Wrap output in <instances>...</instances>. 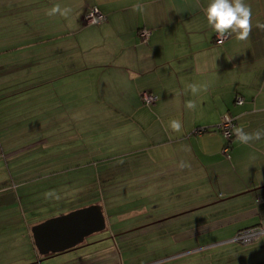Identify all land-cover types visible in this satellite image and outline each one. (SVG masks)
Segmentation results:
<instances>
[{"label": "crops", "instance_id": "crops-1", "mask_svg": "<svg viewBox=\"0 0 264 264\" xmlns=\"http://www.w3.org/2000/svg\"><path fill=\"white\" fill-rule=\"evenodd\" d=\"M209 2L0 0V264H59L32 226L133 195L153 199L143 223L173 222L149 234L181 249L157 264L212 247L197 264H264V234L229 244L264 230V0H244L247 38L221 44ZM80 254L61 263L115 264L111 245Z\"/></svg>", "mask_w": 264, "mask_h": 264}, {"label": "rangeland", "instance_id": "rangeland-1", "mask_svg": "<svg viewBox=\"0 0 264 264\" xmlns=\"http://www.w3.org/2000/svg\"><path fill=\"white\" fill-rule=\"evenodd\" d=\"M193 201H195V199ZM152 202L153 199L151 198L141 199L135 195L131 197L106 199V208H104L103 214L105 216V228L85 237L82 246L72 251L60 255L58 254L59 256L54 258L55 261H59V264H62L63 259L71 257L69 255L77 252L83 254L87 250L91 251L93 249H107L109 245H111L113 253H116L114 258L115 264H157V260L168 258L180 252V247L173 244V242L168 239V236L161 234L158 241L152 242L151 236L149 235L150 233H155L156 229L161 230L162 227L168 225L167 223H173L168 220L161 222V224L154 223V220L145 221V223H143V219L146 220L154 215V206ZM215 206L216 205L210 206L209 208ZM204 209L206 208H202L198 211ZM204 212H206V210ZM209 234L212 237L210 238L211 240L220 239V234L217 232L210 231ZM251 243L241 244L240 247H245V245ZM229 244L235 249L240 250L236 246L240 245L239 243L230 242ZM218 249L220 248H208L204 250V252L198 251L193 253V256L189 259H181L167 263H164L163 260L159 261V264H182V262H187L186 264H197L198 260L205 259L207 255L219 252ZM229 253L238 255L242 253V251L239 253ZM192 260H195V263H190ZM212 260H214V258ZM66 263L68 262L65 261L64 264Z\"/></svg>", "mask_w": 264, "mask_h": 264}, {"label": "water", "instance_id": "water-1", "mask_svg": "<svg viewBox=\"0 0 264 264\" xmlns=\"http://www.w3.org/2000/svg\"><path fill=\"white\" fill-rule=\"evenodd\" d=\"M105 219L99 205H89L49 218L31 228L40 255L63 253L84 242L85 237L103 230Z\"/></svg>", "mask_w": 264, "mask_h": 264}, {"label": "clouds", "instance_id": "clouds-1", "mask_svg": "<svg viewBox=\"0 0 264 264\" xmlns=\"http://www.w3.org/2000/svg\"><path fill=\"white\" fill-rule=\"evenodd\" d=\"M207 23L217 33L223 35L237 32L239 39L247 38L251 28L252 9L244 0H210L206 8ZM244 141L250 139L241 134Z\"/></svg>", "mask_w": 264, "mask_h": 264}, {"label": "built area", "instance_id": "built-area-1", "mask_svg": "<svg viewBox=\"0 0 264 264\" xmlns=\"http://www.w3.org/2000/svg\"><path fill=\"white\" fill-rule=\"evenodd\" d=\"M102 19H103V15L95 8L90 9L88 13L85 15V20L89 24H97ZM148 33L149 31L145 29H141L139 30L138 35L142 40H145L148 36ZM226 37L227 35H220L219 37H217V39H215V43L221 44ZM142 99L144 103H148V104L152 103V100L148 95L144 94ZM236 102L238 104H241L243 100L241 97H238L236 99ZM233 124H234L233 118L228 115H225L222 118V121L217 126V129L223 135L226 141H229L231 137L233 136ZM227 149H228V146L227 145L224 146L223 152H226ZM263 234H264V230L261 229L260 227H257V226L249 227V228H245L237 232V234L232 239V241L236 243H240V244H248V243L255 241Z\"/></svg>", "mask_w": 264, "mask_h": 264}, {"label": "trees", "instance_id": "trees-1", "mask_svg": "<svg viewBox=\"0 0 264 264\" xmlns=\"http://www.w3.org/2000/svg\"><path fill=\"white\" fill-rule=\"evenodd\" d=\"M205 130H206V129H205ZM231 138H232V137H231ZM230 140H231V139H230ZM230 140H229V141L227 142V144H225V145H227V146H228V145H229V143H230ZM225 145H224V146H225ZM48 255H50V256H51L52 254H48Z\"/></svg>", "mask_w": 264, "mask_h": 264}, {"label": "flooded vegetation", "instance_id": "flooded-vegetation-1", "mask_svg": "<svg viewBox=\"0 0 264 264\" xmlns=\"http://www.w3.org/2000/svg\"><path fill=\"white\" fill-rule=\"evenodd\" d=\"M83 244V243H82Z\"/></svg>", "mask_w": 264, "mask_h": 264}]
</instances>
